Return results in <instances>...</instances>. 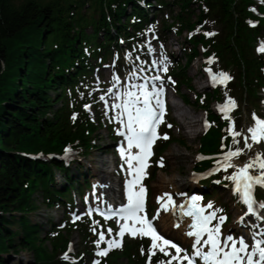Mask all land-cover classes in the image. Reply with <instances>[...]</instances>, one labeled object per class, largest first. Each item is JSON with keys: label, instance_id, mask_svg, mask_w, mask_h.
<instances>
[{"label": "trees", "instance_id": "1", "mask_svg": "<svg viewBox=\"0 0 264 264\" xmlns=\"http://www.w3.org/2000/svg\"><path fill=\"white\" fill-rule=\"evenodd\" d=\"M172 3L178 10L170 13L171 21L164 18L158 23V11L169 5L166 0H0V264H7L10 252L21 251L31 252V257L17 264H94L93 258L82 256L84 251L94 257L91 223L109 224L94 217L74 222L67 218L52 223L42 234L28 214L36 209L34 195L40 193L43 203L61 205L64 216L69 215L75 200L72 190L81 195L90 188L88 171L82 172L78 156L67 164L45 156L60 154L66 145L84 156L96 148L98 124L83 107L91 101V75L112 58L118 57L115 65H120L124 50L131 58L146 61V35L157 28H161L159 35L163 30L187 34L189 48L184 57L174 59L168 74L181 100L204 109L213 123L199 137L198 150L216 153L222 141L230 140L228 121L211 109V100L234 98L236 121L241 120L240 101L250 104L255 113L262 110L264 51H258L257 45L264 41V5L256 0ZM208 24L214 27V35H206ZM198 56L204 64L216 61L230 81L209 92L196 91L188 68ZM182 86L194 93L193 101ZM163 131L168 138L155 146L149 180L159 169H166L167 147L184 143L169 127ZM38 153L42 157H35ZM209 164L195 162L193 167L202 170ZM260 196L264 199V190ZM75 231L83 251L68 258L65 254L70 253L68 243ZM146 244L144 239H127L120 252L131 261L144 262ZM117 255L118 250L112 249L96 261L113 264Z\"/></svg>", "mask_w": 264, "mask_h": 264}, {"label": "rangeland", "instance_id": "2", "mask_svg": "<svg viewBox=\"0 0 264 264\" xmlns=\"http://www.w3.org/2000/svg\"><path fill=\"white\" fill-rule=\"evenodd\" d=\"M166 1L169 2V5L158 11V23L164 18L170 22L172 19L170 13L178 10L176 6H173V0ZM258 3L264 4L261 0ZM193 7L196 8V6ZM208 27L210 31L214 30V27L211 24H208ZM89 30L90 29H88V31ZM160 30L161 28L159 27V29L157 28V31H152L146 35V38L150 40L146 41V50L148 51V54L146 55L145 62H140L131 58L128 52L124 50L122 53V63H120V65H115V63L120 60L118 57L112 58L109 63H105L100 68L95 69V72L91 75L92 88L90 89L89 94L91 101L87 103L86 109L94 117L96 124H98L94 139V145L96 148H92L85 157L83 154L77 153V155L80 160L79 163L82 172L88 171V180L91 182L92 186L90 189L85 190V195L83 197H78V193L75 190H72V195L75 198V201L70 209L71 214L66 216H64V209L61 206H47L42 202L41 194L36 193L34 195L36 209L29 213L28 217L32 222L40 225L42 234L46 232V229L51 227L52 223L58 224L67 218L73 220V218L78 219L81 216H87V207H93V203L96 202L97 198H101L102 194L108 193L104 187V182L100 180L101 176L104 175L105 170L110 172L108 175L109 180L111 182L116 181V184H118L116 189H125L123 195H127V180L129 176L133 174V171L128 164V152H123V156L121 154L123 147H125V144L122 142L123 135L121 133L128 134L126 127L128 115L125 111V105L127 104L129 110L135 115L136 108L144 107V93H149V104L152 106H155V99L162 101L163 99L166 100V98L180 106L178 111H176L174 107H169L167 109L166 122L159 124L158 130L160 138H162L164 137L162 129L165 125H167V127L171 125L169 128L174 136L184 142L183 144L173 142L167 147L165 152H163V156L166 159L165 171H157L153 179L143 184L145 190H148L147 202L149 204V210L152 211L153 214L150 218L153 219L155 217L153 220L160 229H164L162 232L175 239L179 244V247L189 254L194 252L193 236L188 235V232L194 230L191 227L193 223L188 224L185 218V221H182L181 225H175L174 223H171V220H166V225H164L163 217L166 216V210L161 208L160 201L157 197L158 195L164 197L165 193H168L171 198L180 200L185 198L186 194H189L193 186L189 182V177L191 169L198 158L199 137L205 131L202 125V119L207 115V112L197 105H189L183 102L179 95L173 91V85L170 79L168 78L164 80L162 78L163 74L169 70L174 61L184 57L189 45L186 40L187 34L185 31L180 35H176L172 30H163L159 35L158 32H160ZM154 32H156V35ZM260 47L261 45L259 46V49L257 47L258 51H260ZM199 50L202 52L201 48ZM203 62V58L198 56L192 61L188 68V74L192 78V85L199 93L209 92L212 90L211 87H213L211 85V79L202 70V66L204 65ZM210 63L213 71L217 72L216 70L220 69L218 68L216 61H211ZM144 64L147 66L146 68H144ZM165 67H167L166 72L163 70ZM156 77H159V79H155ZM181 89L182 92L188 95L191 101L195 99L196 96L193 92L189 91L184 86H182ZM262 94L263 97L260 102L264 104V92ZM102 97L103 99H101ZM137 97H139V102H137ZM239 103L241 120L236 121L234 117L230 118L229 133L232 135V131L242 132L244 135L243 142H237V140H235V146L232 147L231 151L243 149V152L240 155L231 158L233 167L227 168L226 170L221 166L225 162V156H221L216 164H214L213 168H215V170L219 169L218 173L221 174V179L224 180V184L216 185L218 189L214 188L212 191V189L196 184L197 187H195L194 190L204 188L206 189V192L208 191L207 194L201 195V202L204 204L206 203L207 206L209 204L212 205V207H208L207 209L208 215L215 213V218L209 221L210 227L214 228L216 225H219L220 233L217 235L220 240H223V235L225 234L231 235L234 240H236L241 234L247 233V231L250 232V234H247L251 236H255V234H252V231L253 233L257 232L259 234V238L253 237L250 240L244 239L249 245V250H252L257 241L264 242L263 239H260L264 232V220L259 221L258 219H247L246 217H243L236 221L242 208L237 207L235 201L236 196L231 195L230 186L233 180L228 179V177L237 172L245 163L255 161L258 154L264 159V151L260 143L251 140V133L248 132V129L255 124L253 118L254 113L251 111L250 104L246 103V101H240ZM210 107L212 110H215L216 101L211 100ZM263 112L264 110L256 117L264 118V114L261 115ZM168 120H173V122L167 123ZM235 122L239 123L236 124ZM233 125L234 128L232 127ZM245 137H248L247 143L252 145L250 149L245 147ZM136 151L137 149L134 150V152ZM101 158H105L109 162L103 165L100 162ZM147 163L148 167L145 171V176L149 175L151 171L152 166L150 164V158ZM250 170L257 174L263 171L259 169L258 165ZM56 174V180L57 182H60L62 177L58 172H56ZM161 178H165V180L169 181L162 182ZM176 179H178V181H176ZM108 199L110 198L108 197ZM180 208L185 209L187 207L185 204H182V207ZM167 210H169V208ZM147 211L148 209L146 212ZM220 216L225 217L223 223L218 219ZM14 228L19 227L14 225ZM92 228L97 231L94 232L92 230L93 236L90 240L91 244L95 245L93 252L94 255L98 256L97 253H99L101 249H109L107 241L118 240L120 241L121 246L116 247L118 248V255L116 258H112L113 264H149V248L152 244L150 236L140 234L136 237L144 238L145 243H147L143 248V251L147 252L144 262H139V260L131 261L124 252H120L122 249L126 248L124 244L127 239H125V237H128V235L124 233L122 237L119 236L118 233L120 232V228L116 224L113 223L107 228ZM109 229H111V232L108 231ZM239 231H241V234L237 235L236 233ZM101 232H103L105 236L104 243L107 244L105 246H99L97 243ZM204 239H207V236H205L201 242H203ZM235 242L237 243L238 241ZM231 243L232 242H229V244ZM197 247H200V245H197ZM261 247H264V243H261ZM203 249H205V245H203ZM82 251L83 244L80 240V234L78 231H75L70 240V252L72 254H78ZM167 251L175 255V249H172L170 246L167 247ZM180 255L183 256L184 253L182 252ZM65 256L68 258L72 257L69 254H66ZM82 256L89 261L93 258L86 256L84 251ZM6 257H8L7 264H17L20 260L25 262L27 258L31 257V252L21 251L17 255L10 252ZM166 258L169 259L170 257L165 256L156 250V254L151 257V264H159L160 261H165ZM195 259L197 264H206L200 261L201 257H196ZM172 263L187 264V261H173Z\"/></svg>", "mask_w": 264, "mask_h": 264}, {"label": "snow or ice", "instance_id": "3", "mask_svg": "<svg viewBox=\"0 0 264 264\" xmlns=\"http://www.w3.org/2000/svg\"><path fill=\"white\" fill-rule=\"evenodd\" d=\"M206 35H214V33H206ZM264 51V47L260 49ZM167 71V67L163 69ZM155 79H159L156 77ZM231 77L227 73H221L219 76H213V80L224 83ZM132 95V94H130ZM149 93H144L143 108H136L135 115L132 111L129 110L128 105H125V111L128 115V122L126 124L128 135V148L131 149L133 146L139 149V152L135 155L129 153L128 155V164L130 169L136 173V176L133 180L128 182V204L125 206L122 211L125 214L126 219L134 221V224L129 227L125 223L118 233L119 236H123L125 232H129L133 236L141 234L144 236H150L152 239V244L149 248V264H151V257L156 254V250L165 256L170 258L167 261H160L159 264H172L173 261H187V264H196L195 258L201 257L206 264H264V247H261V241H257L255 247L249 251V245L245 242L243 238L239 239V246L234 241L232 236H228L223 246L218 239L220 233L219 225H216L214 228L208 227V222L215 218V213H212L208 216H202L201 213L203 209L197 208L195 203H193L192 208H195V211H188L186 214L196 218V223L191 227L194 231L188 232L189 236H194L196 239L193 244L194 252L192 254L187 253L184 249L179 247L176 243L171 240L166 239L160 235L157 229L153 226L152 222L147 218V216H140L138 213L144 210V194L145 189L141 186L139 191L135 190V185L138 184L144 173V169L147 167L146 160L148 156L151 155V146L158 137L156 128L157 125L161 122L163 112L153 109L149 104ZM103 99V97L101 98ZM137 102H139V97H137ZM158 106H161L159 99L156 100ZM235 107V101L229 100L225 105L221 106L222 111H226L228 107ZM118 107V106H117ZM225 118L229 117L225 115ZM255 124L253 127L248 129V132L251 133V139L259 143L264 139V119H260L253 114ZM207 126V122H206ZM171 127V125H169ZM234 128V125L232 126ZM123 135V133H121ZM234 137L240 136L241 133L238 131H232ZM167 139V135L163 137ZM248 137H245V147L251 148L252 145L247 143ZM238 142V141H237ZM70 150L66 149V152ZM243 152V149H236L235 151H230L225 155V162L221 165L222 167L227 168L233 167L231 163V158L240 155ZM122 156L124 155L122 151ZM137 161L138 166L133 167L132 161ZM219 163V162H218ZM258 165L259 169L264 170V159L258 154L256 160L253 162L245 163L239 170L233 173L228 179L236 181V191L242 192V200L248 206V211H254L255 201L253 199V188L255 185L264 186V171H261L259 174L253 175L249 170L255 168ZM219 170V169H217ZM165 196L168 197V200L165 203L161 204V208L167 210L168 205L172 204L171 196L168 193H165ZM163 200L164 197L158 198ZM200 197H192V201H198ZM264 207V205H259ZM208 207H212L211 204ZM155 219V217L153 218ZM219 221L223 223L225 217L220 216ZM136 224H140L141 227L137 228ZM111 232V229L108 230ZM204 233H207V239H204L201 242V237ZM105 241L104 233L99 234V240L97 243ZM228 242H232L229 244ZM108 248L119 247L120 241L110 240L107 241ZM200 245V247H197ZM203 245H210L209 251H203ZM170 246L172 249H175V255L167 251V247ZM230 250L225 251V248ZM108 249L101 250L98 255H106ZM184 253L181 256V253ZM143 253V249H142ZM246 255H241V254ZM94 264H99V261L94 262Z\"/></svg>", "mask_w": 264, "mask_h": 264}, {"label": "bare ground", "instance_id": "4", "mask_svg": "<svg viewBox=\"0 0 264 264\" xmlns=\"http://www.w3.org/2000/svg\"><path fill=\"white\" fill-rule=\"evenodd\" d=\"M174 109L176 110V111H178L179 109H180V106H178L176 103H174ZM100 162L103 164V165H105V164H107L109 161L107 160V159H105V158H101L100 159ZM134 162L135 163H137V166H138V162L137 161H135L134 160ZM133 165V164H132ZM104 171V170H103ZM105 173H104V175L103 176H101V178H100V180L102 181V182H104V187H105V189H106V191L108 192V193H106L109 197H111L112 198V200H115L116 198H118L120 195H121V193H122V190H121V188H119V190L118 189H116V187L118 186V184H116V181H110L109 180V174H110V172L109 171H107V170H105L104 171ZM161 181L163 182H165V181H169V180H165V178H161ZM175 181V180H174ZM176 181H178V179H176ZM175 181V182H176ZM177 183V182H176ZM160 185H161V183H160ZM182 185H183V183H182ZM181 186V185H180ZM166 190H169V189H166ZM111 194H110V193ZM192 197H197V195H194V196H192ZM192 197H188V198H183V199H180L179 200V204L177 205V203H176V205H175V207H174V209L172 208V206H170V205H168V208H169V210H166V212H165V214H166V216L165 217H163V221H164V225H166V220H171V223H174L175 225H177V224H179V225H181L182 224V221H185V218H186V221L188 222V224H190V223H195L196 222V218L195 217H193V216H189V215H187L186 213L188 212V211H190L191 209H181L180 207H182V204H184V202H187V204H186V206H188V208H191V201H192ZM188 202H190V204H188ZM197 208H199V207H197ZM192 211V210H191ZM188 216V217H187ZM164 229H161V231H163ZM194 231V230H193Z\"/></svg>", "mask_w": 264, "mask_h": 264}]
</instances>
